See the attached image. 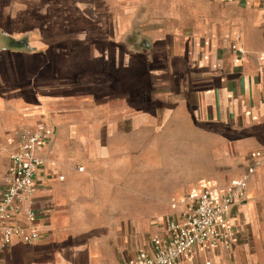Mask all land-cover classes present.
<instances>
[{
  "label": "crops",
  "instance_id": "crops-1",
  "mask_svg": "<svg viewBox=\"0 0 264 264\" xmlns=\"http://www.w3.org/2000/svg\"><path fill=\"white\" fill-rule=\"evenodd\" d=\"M177 9L0 0V189L22 134H44L22 204L40 235L15 239L3 264H121L152 253L191 194H222L264 150V0H229L189 28ZM228 223L242 231L231 251L196 248L182 264H264V163Z\"/></svg>",
  "mask_w": 264,
  "mask_h": 264
},
{
  "label": "built area",
  "instance_id": "built-area-1",
  "mask_svg": "<svg viewBox=\"0 0 264 264\" xmlns=\"http://www.w3.org/2000/svg\"><path fill=\"white\" fill-rule=\"evenodd\" d=\"M231 50L237 63L244 60L245 50L238 40L232 43ZM43 142L42 132H25L10 155L9 171L0 189V252L15 239L33 244L39 238L38 216L22 204L35 190V175L44 162L38 155ZM250 159L245 176L232 180L222 194H215L210 188L191 194L188 209L181 219L169 221L165 236L152 239V253L139 251L133 259L121 264H182V259L192 255L196 248L231 251L239 230L228 223V215L245 191L248 178L264 163V150L252 152ZM20 215L26 223L18 220ZM0 264H3L1 260Z\"/></svg>",
  "mask_w": 264,
  "mask_h": 264
},
{
  "label": "rangeland",
  "instance_id": "rangeland-1",
  "mask_svg": "<svg viewBox=\"0 0 264 264\" xmlns=\"http://www.w3.org/2000/svg\"><path fill=\"white\" fill-rule=\"evenodd\" d=\"M229 0H166V3L174 4L177 7V14L180 15L182 19V26L184 28H189L192 24L199 23L201 25H206L208 21L216 15L217 9L221 4H225ZM3 179L0 177V186ZM242 235V231H239V236L236 241L239 242V239ZM261 244L264 245V237L261 239ZM257 258L264 260V251L257 252ZM207 261H210L211 264H214L213 259L204 258L202 264H207ZM234 260L230 261V264H233Z\"/></svg>",
  "mask_w": 264,
  "mask_h": 264
}]
</instances>
